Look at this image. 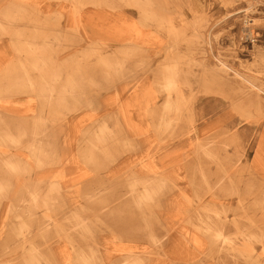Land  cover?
Returning <instances> with one entry per match:
<instances>
[{"label": "rangeland", "instance_id": "rangeland-1", "mask_svg": "<svg viewBox=\"0 0 264 264\" xmlns=\"http://www.w3.org/2000/svg\"><path fill=\"white\" fill-rule=\"evenodd\" d=\"M4 136L0 160L19 155L25 171L0 164V264L113 263L92 245L139 244L107 228L71 247V226L130 214L147 221L146 243L185 198H214L211 225L223 208L232 218L240 181L214 185L222 152L244 155L254 197L264 180V0H0ZM32 174L50 176L35 201Z\"/></svg>", "mask_w": 264, "mask_h": 264}, {"label": "bare ground", "instance_id": "bare-ground-1", "mask_svg": "<svg viewBox=\"0 0 264 264\" xmlns=\"http://www.w3.org/2000/svg\"><path fill=\"white\" fill-rule=\"evenodd\" d=\"M262 61L263 60H261V62ZM222 68L225 71L224 73H228L229 71L235 72L228 68L223 62ZM235 73L237 76L239 75L237 72ZM251 81L252 84L255 83L253 80ZM256 102L257 99L255 103ZM255 105H259V103ZM1 107L7 113L13 111L9 108V105L5 104L1 105ZM37 137L38 136L33 137L34 139L36 138L35 141H37ZM1 138L7 137L4 136L0 137V139ZM30 143L31 141L29 142V146ZM33 145L30 148H32ZM38 145L40 146L42 144L38 143ZM222 153L223 155L220 159V171L221 175L225 174L226 176L222 175L217 181H215L214 185L217 188L219 184L232 178L237 182L240 181L235 186L234 199L230 202V204H234V211L233 214H231L232 218H229L230 215L227 213L229 209L223 208L219 217H215L213 225H211L209 222L211 221V217L209 215H203L202 208L207 204L212 203L214 198H210L208 201H205V199L202 198H197L195 200L185 198L183 201L185 208L183 216L172 215L166 221V228L164 231L152 229L155 232H146V243H143L141 240L144 236L142 231L143 224L146 222L148 227L147 221L140 220V218L128 214L127 217L119 218L102 217V220L95 224L88 223L89 219L85 221V219H87L85 218L71 226L73 229L71 230V232H73V237H70L72 241L68 244L71 245V247L80 246L84 241L83 238L93 236L95 233L98 234L101 230L107 228H115L116 230L109 232L114 235V238H119L120 240L128 241L131 244L139 245L136 248L128 246L114 248V244H111L112 242H102L104 244L103 246L93 244L92 246L94 247H101L99 253L95 255L96 258H99V260H103L104 262H113L110 264H115V260H121L123 262L128 261V263L133 264L136 262L138 264H264V209L262 207L256 210L259 213V218L256 221L253 220V217H255L253 214L255 211L253 209V204L256 203L257 197L261 198V195H264V180L261 179L262 181L259 183V191H257L255 198L250 190L240 187L241 170L245 167L243 164L244 155L236 154L235 152ZM8 156L10 159L5 155V158H1L0 160V164L2 165L0 166L3 167L6 172L9 171L14 173L25 171V169L21 170L18 166L14 165L23 162V160L19 158V155L15 156L11 154ZM12 157L18 158V161L14 162L11 160ZM6 164H8V168H6ZM232 164H235L236 167L230 169L229 166ZM37 168H40V165L37 166ZM261 172L262 169H256V177H258ZM0 174V183L8 180L9 175L5 172ZM49 177L46 174H32V177L29 178V184H26L27 187L30 188L28 194L30 201L38 199L40 192L37 191L38 189L35 190V188L38 187L39 183H45V179ZM207 192L211 195L216 194L215 190L210 191V189H208ZM90 197H95V194H90ZM87 200L88 199H84L83 202L80 203H89ZM23 201L26 202L27 200ZM65 202H67V205L71 204V201ZM80 207L85 208L86 206H75L70 209H73L72 211L84 210ZM178 218L182 219L181 225H179V228H175V221ZM184 222H187L186 227L182 226ZM255 222L258 224L256 223L254 225ZM188 225H191L192 230L187 228ZM89 226H92V228ZM48 227L49 226H45V228ZM228 227L233 228L229 229ZM79 240H81L82 243H79ZM68 252L66 251L65 254H63V257L69 255ZM121 252H125L124 256H122V254H117ZM50 253L51 251L47 250L48 256ZM93 259L94 256L91 261Z\"/></svg>", "mask_w": 264, "mask_h": 264}]
</instances>
